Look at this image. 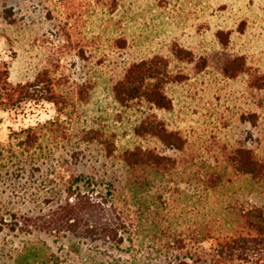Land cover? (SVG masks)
Segmentation results:
<instances>
[{
    "label": "rangeland",
    "instance_id": "obj_1",
    "mask_svg": "<svg viewBox=\"0 0 264 264\" xmlns=\"http://www.w3.org/2000/svg\"><path fill=\"white\" fill-rule=\"evenodd\" d=\"M153 56L169 60L175 77L167 86L171 109L155 112L186 138L182 152L136 135L134 126L152 110L121 107L110 91L115 65ZM228 63L249 72L233 77ZM0 71V247L31 240L57 247L53 234L19 226L61 203L75 178L82 180L74 187L93 182L95 197L109 182L131 197L120 152L134 145L179 160L169 173L149 170L143 194L134 193L133 208L156 211L160 193L170 200L155 228L135 230L134 249L120 252L129 262L172 258L180 239L192 254L213 251L214 237L194 235L201 226L210 224L215 237L230 233L243 225L240 209L264 204L260 187L234 174L227 158L241 146L264 157V86L255 83L264 76V0H118L115 7L108 0H0ZM30 82L37 83L34 99L6 98L12 86ZM30 127L38 141L26 151L19 141ZM89 131L103 132L116 150L108 154L84 136ZM219 174L220 186L199 193L207 175ZM84 245L75 259L92 253ZM97 249L92 256L109 258Z\"/></svg>",
    "mask_w": 264,
    "mask_h": 264
},
{
    "label": "trees",
    "instance_id": "obj_2",
    "mask_svg": "<svg viewBox=\"0 0 264 264\" xmlns=\"http://www.w3.org/2000/svg\"><path fill=\"white\" fill-rule=\"evenodd\" d=\"M108 1L112 7L118 3V0ZM224 36V32H219V37L224 38ZM174 51L178 53L181 49L175 48ZM238 64L234 67V64L229 65L228 63L224 67L225 72L232 71L233 77L249 72L246 67ZM170 69L169 60L161 59L158 56L115 65V76L111 80L110 91L114 101L121 107L146 106L152 110L143 113L145 115L134 126L136 135L156 138L164 145L165 149L182 152L185 151L186 138L178 131L169 129L165 121L155 112L170 110L172 107V100L167 94V86L174 81L175 77ZM0 72L4 73V71ZM263 81L264 76L259 77L255 83L259 87H263ZM36 84V82H30L12 86L13 92L8 93L6 98L13 102L17 95L16 100L19 102H28L34 99L33 93L30 92H32L31 87ZM47 91L46 98L55 101L56 97L51 89L48 88ZM35 129L33 130L31 127L26 129L28 134L22 141H19V145L26 151H29L38 141ZM84 136L96 138L108 154H112L116 150L115 143L112 140L104 139L103 132L89 131L84 133ZM227 158L228 166L233 169L234 174L247 177L264 192V157H259L252 147L241 146ZM120 159L125 169L124 187L135 190L131 197L123 193L122 185L118 187L112 182L102 183L105 191H101L100 197H95L92 194L95 185L93 182L87 180L83 185L84 188L80 184L74 187L73 184L82 180L75 178L64 189L66 196L61 203L50 209L47 214L23 219L22 225L19 226V230L23 232L37 230L51 233L55 236L54 242L59 245L53 247L47 243L39 244L31 240L24 242L20 248L14 250V248H8L4 243V247H0V264H138V259L129 262V259L122 258L123 254L120 252H124V249L130 251L134 249L133 234L135 230L143 228L145 225H152L155 228L157 220L164 216L160 207L170 199L161 193L157 194L155 206L158 209L156 211L151 210L148 206L143 208L139 205L138 208H133L134 203L131 200H137L138 196H134L135 192L143 194L140 190L147 186L146 179L149 177V170L160 174L169 173L179 159L142 145L124 148L120 152ZM220 176V174L207 175V179L202 180L203 184L199 188V193L204 197L208 196L212 189H216L215 187L222 183ZM117 201H121V205ZM239 217L243 220V225L230 233L218 234V237H215L211 232L210 224L201 226L194 233L198 241L214 237L213 251L199 252L197 250V254H192L184 239H180L176 246V250L180 253L172 258L161 259L154 263L150 261L149 263L234 264L242 262L264 264V204H254L249 208L240 209ZM149 221L150 224H148ZM15 224L18 225L17 222ZM99 241L101 244L92 249L91 242ZM125 241L129 243L126 248L122 245ZM84 244L89 245L87 250L92 253L94 251V254L99 253L97 248L104 249L103 253L109 258L99 259L96 255L92 256L91 253L88 257L84 256L83 259L81 257L75 259L85 249ZM168 247L174 246L168 244ZM143 264L147 263L144 261Z\"/></svg>",
    "mask_w": 264,
    "mask_h": 264
}]
</instances>
